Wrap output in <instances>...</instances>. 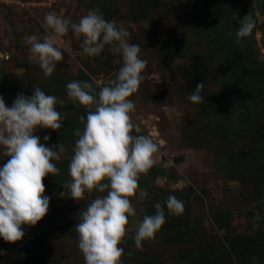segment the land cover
<instances>
[{
    "label": "rangeland",
    "instance_id": "obj_1",
    "mask_svg": "<svg viewBox=\"0 0 264 264\" xmlns=\"http://www.w3.org/2000/svg\"><path fill=\"white\" fill-rule=\"evenodd\" d=\"M13 1L0 0V96L11 106L18 93L30 96L35 86L66 101L56 105L64 117L62 128L35 133L41 143H63L66 151L53 161L59 174L44 179L47 215L35 226H22V240H34L23 253L51 260L48 264H84L74 225L93 199L107 194L94 190L77 202L64 187L77 139L73 132L83 128L79 117L87 114L68 100L66 84L87 81L98 93L122 66L120 55L106 46L99 56L88 57L69 31L58 45L63 59L44 78L25 43L26 37L44 34L48 12L78 22L98 9L130 32L129 42L139 44L140 57L147 61L145 79L129 97L135 104L131 118L139 134L158 145L152 168L140 175L130 198L137 214L129 217L119 245L122 264H264V235L257 236L264 229V0H208L205 11L200 0ZM248 13L256 20L255 29L237 40V18ZM223 32L245 56V69L229 70L228 58L220 55L222 47L212 39ZM201 82L203 102L194 104L187 97ZM45 135L50 141L43 140ZM6 159L0 158V166ZM170 166L176 167L175 180L166 175ZM169 195L183 202L181 215L168 214ZM157 203L166 222L137 249L135 229L143 216L154 214ZM38 234L41 243L36 245ZM10 244L0 239V255Z\"/></svg>",
    "mask_w": 264,
    "mask_h": 264
},
{
    "label": "clouds",
    "instance_id": "obj_2",
    "mask_svg": "<svg viewBox=\"0 0 264 264\" xmlns=\"http://www.w3.org/2000/svg\"><path fill=\"white\" fill-rule=\"evenodd\" d=\"M260 15L257 9L255 17ZM237 22V40L250 36L256 25L251 13L238 17ZM42 28V36L26 37L25 43L29 59L39 65L44 78L51 77L63 59L58 45L69 31L88 57H97L110 46L122 59L115 77L107 80L98 93L87 81L66 84L68 100L83 106L87 114L86 118L79 117L83 128L73 132L77 139L68 165L70 180L64 184L68 197L77 202L94 190L107 192L93 199L74 225L84 264H122L124 249L119 245L127 235L129 217L137 214L130 198L136 194L140 175L152 168L158 151L150 137L139 134L141 129L131 118L135 104L129 97L145 79L142 73L147 61L140 57L139 44L129 42L130 32L106 20L98 9L89 10L78 22L48 12ZM203 87L202 82L198 83L188 100L202 103ZM65 103L35 86L30 96L18 93L11 106L0 96V158H7L0 166V239L5 242L21 240L25 234L22 226H35L49 211L44 179L59 174L53 161H59L66 149L63 143H41L35 133L41 129L60 130L64 117L56 105ZM50 139V135L43 137L45 142ZM165 204L169 215L179 216L184 211L183 202L174 195H169ZM165 222L164 208L157 203L155 213L143 216L138 223L132 236L135 247L142 249L143 242L154 239Z\"/></svg>",
    "mask_w": 264,
    "mask_h": 264
},
{
    "label": "trees",
    "instance_id": "obj_3",
    "mask_svg": "<svg viewBox=\"0 0 264 264\" xmlns=\"http://www.w3.org/2000/svg\"><path fill=\"white\" fill-rule=\"evenodd\" d=\"M250 1L251 0H247V2H250ZM200 2H201V5L204 4V6H203L204 11L207 10L208 9V5H207L208 0H200ZM254 29H253V31H254ZM212 41L222 47L220 49V55H224L225 57L228 58L229 70H231V69L232 70L233 69L243 70L246 68V64H245L246 59L244 60L245 56L240 51H238L235 43L230 41L229 35L227 33H225V32L221 33L218 38L214 35V38L212 39ZM169 54H172V49H170ZM225 78H226L225 79L226 84L230 85V74H227ZM263 80H264V76H263ZM240 110H242V108L238 109L237 111H240ZM154 210L152 213H155ZM263 231H264V229L260 228V231L258 232L257 236L261 237L262 235H264ZM39 243H41V236L38 234V239L36 240L35 244L37 245ZM45 260H48V259H45ZM48 261H49V263L52 262L51 260H48Z\"/></svg>",
    "mask_w": 264,
    "mask_h": 264
},
{
    "label": "water",
    "instance_id": "obj_4",
    "mask_svg": "<svg viewBox=\"0 0 264 264\" xmlns=\"http://www.w3.org/2000/svg\"><path fill=\"white\" fill-rule=\"evenodd\" d=\"M174 161H177V158H174ZM166 175L170 179L173 180L177 179L178 176L176 174V167L170 166L167 169ZM22 239L16 241L15 243H11L8 250L4 254L0 255V264H48L49 263L48 260L38 259L33 256L24 254L23 253L24 248L33 244L34 240L23 241Z\"/></svg>",
    "mask_w": 264,
    "mask_h": 264
},
{
    "label": "built area",
    "instance_id": "obj_5",
    "mask_svg": "<svg viewBox=\"0 0 264 264\" xmlns=\"http://www.w3.org/2000/svg\"><path fill=\"white\" fill-rule=\"evenodd\" d=\"M6 1H8V0H6ZM16 1H18V0H14L13 3L16 2Z\"/></svg>",
    "mask_w": 264,
    "mask_h": 264
}]
</instances>
